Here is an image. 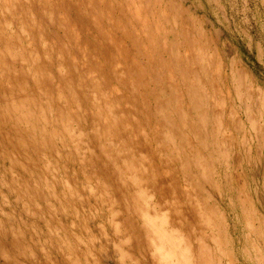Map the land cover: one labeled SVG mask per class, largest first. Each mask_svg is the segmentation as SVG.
<instances>
[{"label": "rangeland", "instance_id": "374dc122", "mask_svg": "<svg viewBox=\"0 0 264 264\" xmlns=\"http://www.w3.org/2000/svg\"><path fill=\"white\" fill-rule=\"evenodd\" d=\"M0 264H264V0H0Z\"/></svg>", "mask_w": 264, "mask_h": 264}]
</instances>
